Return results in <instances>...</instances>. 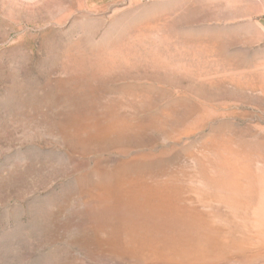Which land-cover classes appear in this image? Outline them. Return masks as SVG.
<instances>
[{
	"label": "rangeland",
	"instance_id": "obj_1",
	"mask_svg": "<svg viewBox=\"0 0 264 264\" xmlns=\"http://www.w3.org/2000/svg\"><path fill=\"white\" fill-rule=\"evenodd\" d=\"M204 3L0 0V264H264L206 182L264 141V30Z\"/></svg>",
	"mask_w": 264,
	"mask_h": 264
},
{
	"label": "bare ground",
	"instance_id": "obj_2",
	"mask_svg": "<svg viewBox=\"0 0 264 264\" xmlns=\"http://www.w3.org/2000/svg\"><path fill=\"white\" fill-rule=\"evenodd\" d=\"M211 171L206 182L216 187L226 207L224 222L232 225V232L242 231L238 234L251 246H261L264 255V141L239 136L221 141Z\"/></svg>",
	"mask_w": 264,
	"mask_h": 264
},
{
	"label": "crops",
	"instance_id": "obj_3",
	"mask_svg": "<svg viewBox=\"0 0 264 264\" xmlns=\"http://www.w3.org/2000/svg\"><path fill=\"white\" fill-rule=\"evenodd\" d=\"M157 1V0H156ZM161 1V0H160ZM171 2L203 0H170ZM211 22L226 31L264 30V0H207Z\"/></svg>",
	"mask_w": 264,
	"mask_h": 264
}]
</instances>
